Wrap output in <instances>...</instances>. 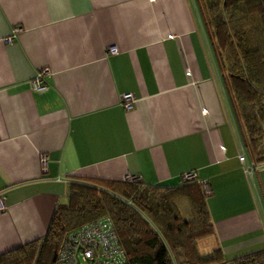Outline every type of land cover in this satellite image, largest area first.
<instances>
[{
    "label": "crops",
    "instance_id": "crops-1",
    "mask_svg": "<svg viewBox=\"0 0 264 264\" xmlns=\"http://www.w3.org/2000/svg\"><path fill=\"white\" fill-rule=\"evenodd\" d=\"M44 67L38 92L30 81ZM187 171L212 189L205 252L263 249L264 163L196 0H0V255L45 237L77 177L176 186Z\"/></svg>",
    "mask_w": 264,
    "mask_h": 264
},
{
    "label": "trees",
    "instance_id": "trees-1",
    "mask_svg": "<svg viewBox=\"0 0 264 264\" xmlns=\"http://www.w3.org/2000/svg\"><path fill=\"white\" fill-rule=\"evenodd\" d=\"M196 2L246 146L264 163V0ZM206 199L197 181L152 186L77 177L45 237L0 255V264H56L64 233L106 214L126 250L125 264H264V248L231 260L218 247L201 250L215 235Z\"/></svg>",
    "mask_w": 264,
    "mask_h": 264
},
{
    "label": "built area",
    "instance_id": "built-area-1",
    "mask_svg": "<svg viewBox=\"0 0 264 264\" xmlns=\"http://www.w3.org/2000/svg\"><path fill=\"white\" fill-rule=\"evenodd\" d=\"M18 27L15 31H19ZM118 52L116 47H110L109 53ZM51 69L44 67L39 69L30 81L31 89L43 92L49 88L45 76ZM136 96L128 92L121 95V103L126 109L134 106ZM242 162L247 160L245 148L242 146L240 154ZM43 168L46 169L47 155L43 154ZM254 168L248 166L247 171L253 174ZM128 181H143L141 175H128ZM186 181H197L202 185L206 196L212 193L211 186L205 180H201L195 171L185 172L180 179V183ZM0 207L4 208V200L0 198ZM127 262L126 250L116 231L114 222L109 215H102L93 220L87 221L82 225L71 229L62 236L56 264H125Z\"/></svg>",
    "mask_w": 264,
    "mask_h": 264
},
{
    "label": "rangeland",
    "instance_id": "rangeland-1",
    "mask_svg": "<svg viewBox=\"0 0 264 264\" xmlns=\"http://www.w3.org/2000/svg\"><path fill=\"white\" fill-rule=\"evenodd\" d=\"M201 250L205 252L203 244L201 245Z\"/></svg>",
    "mask_w": 264,
    "mask_h": 264
}]
</instances>
